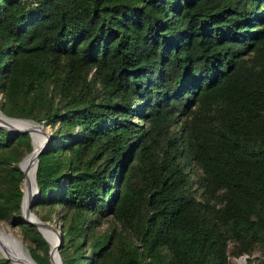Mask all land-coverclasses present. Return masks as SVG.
<instances>
[{"label": "trees", "instance_id": "trees-1", "mask_svg": "<svg viewBox=\"0 0 264 264\" xmlns=\"http://www.w3.org/2000/svg\"><path fill=\"white\" fill-rule=\"evenodd\" d=\"M0 110L51 128L29 209L61 264H264V0H0ZM30 149L0 126V220L48 264Z\"/></svg>", "mask_w": 264, "mask_h": 264}, {"label": "water", "instance_id": "water-1", "mask_svg": "<svg viewBox=\"0 0 264 264\" xmlns=\"http://www.w3.org/2000/svg\"><path fill=\"white\" fill-rule=\"evenodd\" d=\"M10 120L12 121H25V122H33L35 124H37L39 127H42L41 123H36L35 121H33L30 118H22V117H12V116H7L5 115L1 110H0V126L8 129V130H19L21 132H27L29 137V130L26 127H17L13 124L10 123ZM43 135H44V139L37 145V146H33L32 142H31V138H30V143H31V149L19 160L18 162V167L19 169L22 171L23 173V178H22V184L25 178V174L20 166L21 161H23V159L29 155L30 153H32V158H31V162L33 164V168H32V178H33V190L30 192V195L27 199V202L24 206V208H22V197H23V190L21 188V197H20V214L22 215V217L31 225H34L36 227V229L40 232V228H45L47 230H51L53 232L56 233V241L54 242L53 246L50 247V245L48 244V255H49V262L48 264H50V260H51V255L54 252L56 257H57V262L58 264H61L60 261V257L58 254V248L60 246L61 243V233L59 230H57L52 224L43 221L41 219H39L38 217H36L29 209L31 202L33 201L34 197L37 194V188H36V184H35V168H36V162H37V155L39 152H41V150H43V148L48 144L49 142V138H50V132L47 131H42ZM18 245L23 246L22 242L20 239L15 238ZM23 253L25 254L22 258H14L7 255V254H2L3 257L7 258L11 264H37L36 261L31 257V255L29 254L27 248L25 246H23Z\"/></svg>", "mask_w": 264, "mask_h": 264}, {"label": "bare ground", "instance_id": "bare-ground-1", "mask_svg": "<svg viewBox=\"0 0 264 264\" xmlns=\"http://www.w3.org/2000/svg\"><path fill=\"white\" fill-rule=\"evenodd\" d=\"M10 123L17 126V127H26L29 130L31 142L33 146H37L40 142L37 139L35 131L42 132L44 129L43 127H39L37 124L33 122H25V121H12L10 120ZM34 134V135H33ZM44 139V138H43ZM32 153L27 155L23 161H21L20 166L25 174V178L22 184V190H23V197H22V208H24L27 199L30 195V192L33 190V178H32V168L33 164L31 162ZM45 228H40V234L43 235V237L46 239L50 247L53 246L56 236L54 235L53 231L51 230H44ZM49 231V232H48ZM51 232V233H50ZM16 237L10 233L6 232H0V252L2 254H7L13 259L16 258H22L25 254L23 253V246L18 245ZM50 264H58L57 257L55 253L53 252L51 255Z\"/></svg>", "mask_w": 264, "mask_h": 264}, {"label": "rangeland", "instance_id": "rangeland-1", "mask_svg": "<svg viewBox=\"0 0 264 264\" xmlns=\"http://www.w3.org/2000/svg\"><path fill=\"white\" fill-rule=\"evenodd\" d=\"M13 117V116H12ZM34 121V120H33ZM36 123H41L42 127L44 129V131L50 132L51 128L48 124H43L41 121H35ZM176 129H178V125L175 126ZM35 133L37 139L39 140L38 142H41L44 138V135L42 132H32ZM34 135V134H33ZM31 144V143H30ZM32 147V146H31ZM27 153V152H26ZM25 153V154H26ZM24 154V155H25ZM23 155V156H24ZM22 156V157H23ZM21 157V158H22ZM21 186H22V181H21ZM195 187V186H193ZM198 191V190H197ZM37 212L40 214L42 213V209H36ZM56 210V209H55ZM31 211V210H30ZM32 213H34L33 211H31ZM35 215V214H34ZM36 216V215H35ZM37 217V216H36ZM42 220V219H41ZM45 221V220H43ZM48 222V221H46ZM59 220L57 218V213H52V221L50 224H52L57 230L60 231L59 229ZM49 223V222H48ZM106 221H104L99 227L98 229L102 230L105 225H106ZM46 230V229H44ZM47 231V230H46ZM0 232H6V233H10L12 235H14L16 238L21 240V233H20V229L18 225H13L11 223V218L5 219V220H0ZM49 232V231H48ZM51 233V232H50ZM54 233V232H53ZM54 235L56 236V233H54ZM56 241V240H55ZM22 242V240H21ZM23 246H25V244L22 242ZM26 247V246H25ZM231 243L228 244V249H227V259H226V264H255V262L257 261L259 255H260V249L256 246L254 248V250L251 253H241V254H232L230 252V248H231ZM27 248V247H26ZM28 250V249H27ZM29 252V251H28ZM30 254V253H29ZM0 256H2V253L0 252ZM48 259H49V255H48Z\"/></svg>", "mask_w": 264, "mask_h": 264}]
</instances>
